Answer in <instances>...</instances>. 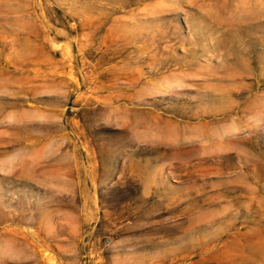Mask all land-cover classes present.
Masks as SVG:
<instances>
[{"label": "rangeland", "instance_id": "rangeland-1", "mask_svg": "<svg viewBox=\"0 0 264 264\" xmlns=\"http://www.w3.org/2000/svg\"><path fill=\"white\" fill-rule=\"evenodd\" d=\"M0 264H264V0H0Z\"/></svg>", "mask_w": 264, "mask_h": 264}]
</instances>
